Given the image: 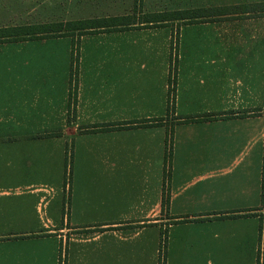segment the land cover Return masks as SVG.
Instances as JSON below:
<instances>
[{"label": "crops", "instance_id": "obj_1", "mask_svg": "<svg viewBox=\"0 0 264 264\" xmlns=\"http://www.w3.org/2000/svg\"><path fill=\"white\" fill-rule=\"evenodd\" d=\"M41 2L0 0V28L57 23ZM176 21L174 72L168 30L145 47L147 84L130 83L124 32L101 51L104 32L0 42V264H159L161 249L163 264H264V13ZM69 158L133 177L59 199L47 186Z\"/></svg>", "mask_w": 264, "mask_h": 264}, {"label": "rangeland", "instance_id": "obj_2", "mask_svg": "<svg viewBox=\"0 0 264 264\" xmlns=\"http://www.w3.org/2000/svg\"><path fill=\"white\" fill-rule=\"evenodd\" d=\"M168 7L171 9H167ZM262 8H264V0H42L41 4L39 3V5L36 6V11H34L33 14L37 16L39 14L46 15L48 16L47 18L50 17L52 21L56 22H70L120 16H126L127 20L135 22V25L121 29L120 32H124L122 35V47L132 49V51L136 52L139 57L136 61L137 64H135L138 69V76L130 81L132 85H138L140 83H148L146 69L149 64H151L152 59L151 57L148 59L146 57L149 52H147L146 55L144 54V52H146V45H155L157 42H164L163 39H165V34L169 30L170 37H172L171 42H169V47L171 46L172 66V61L175 62V55L181 44V39L177 33V27L171 25L168 28H165L164 31L162 30L164 22L140 24L139 22L145 17L152 16L155 19H159V16L161 15L165 16L164 18H178V16L191 17L190 19L177 20L176 22L180 27L182 24L208 21L211 17L215 16H228L231 18L249 15L257 16L264 13L261 10H258ZM37 16L36 19H38ZM150 26L158 27L157 29H159V31L150 33L145 31V33H139V35H137V32L141 30L140 28H147ZM130 28L136 29H131L132 32L127 33V31H130ZM101 32L103 33L104 31ZM104 33L105 37L92 39V41H95L93 44H95L100 51L111 47L114 38L113 34H115L116 31L105 30ZM193 33L196 34V38L204 37L201 35L204 34L202 30L197 31L196 29H185L182 34L183 42H185L186 36L189 35L191 40V35H194ZM128 36H134V39L131 40L132 43L130 41L125 44V38H128ZM165 43L166 42H164V44ZM152 49L153 48H150V50ZM75 52H77V50H75ZM154 62H157V59L154 60ZM142 65L146 67L144 71H141L139 68ZM154 65H156V63ZM171 70L173 72V69ZM142 78L144 81H142ZM169 147L171 148V136L169 139ZM235 172L238 173V171ZM132 177L133 173H131L129 169L119 170L111 165H96L94 167L85 165L84 170L78 171L71 167V158H69V161L63 165L62 170L58 172L56 180L58 183L52 184V186H47V189H52L54 193L51 194L53 196L57 195L59 199H62L66 188L70 187L71 189L78 185H87L90 187L87 189V194L91 201L94 202V200L99 197L114 196L119 182L128 183ZM170 178L171 170L167 167V170H163V185L164 182H168ZM27 212L29 214H26V216L29 218L30 215L29 219L31 220L33 214L29 211ZM37 220L38 219H35V221ZM89 220H95V218H90ZM160 256H162L163 259V249H161Z\"/></svg>", "mask_w": 264, "mask_h": 264}, {"label": "trees", "instance_id": "obj_3", "mask_svg": "<svg viewBox=\"0 0 264 264\" xmlns=\"http://www.w3.org/2000/svg\"><path fill=\"white\" fill-rule=\"evenodd\" d=\"M264 12V10H261ZM165 16H159V19H155L152 16L145 17L140 24L166 22L173 20H184L190 19L191 17L183 16L178 18H164ZM200 17V16H197ZM202 17V16H201ZM135 22L127 20L126 16L120 17H102L93 18L89 20L80 21H68V22H57L48 25H37V26H25V27H13V28H0V42L2 41H16L22 39H36L39 37H60L63 35L76 33L78 36L98 33L101 31H121L126 27H132ZM141 27V26H140ZM173 66H171L172 69ZM171 74H173L172 70ZM170 88H173V81L169 82ZM171 100H169V104ZM159 264H163L162 256L159 257Z\"/></svg>", "mask_w": 264, "mask_h": 264}]
</instances>
